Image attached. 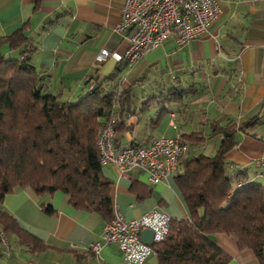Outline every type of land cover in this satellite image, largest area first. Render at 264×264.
Wrapping results in <instances>:
<instances>
[{"label":"crops","instance_id":"obj_1","mask_svg":"<svg viewBox=\"0 0 264 264\" xmlns=\"http://www.w3.org/2000/svg\"><path fill=\"white\" fill-rule=\"evenodd\" d=\"M217 1L221 14L207 33L181 46L167 40L131 65L97 61L101 49L122 56L128 47L127 34L116 30L124 0H0V58H25L43 91L63 101H77L96 83L122 92L108 116L117 121V148L188 136L202 141L188 142L182 160L213 157L222 139L214 131L234 126L235 145L224 157L227 175L233 181L239 176L242 186L264 188V166H255L264 160V0ZM16 34L27 39L28 49L11 44ZM102 174L111 182L112 214L129 221L161 211L188 219L176 172L155 185L137 170L121 176L102 166ZM48 204L53 215L42 211ZM0 209L43 246L36 250L8 236L0 243V264H125L117 245L102 242L105 220L74 209L62 192L39 197L16 188ZM212 239L230 256L228 264H264V249L258 258L238 250L230 236ZM94 242L101 244L98 254L86 250ZM143 264H158L155 253Z\"/></svg>","mask_w":264,"mask_h":264},{"label":"trees","instance_id":"obj_2","mask_svg":"<svg viewBox=\"0 0 264 264\" xmlns=\"http://www.w3.org/2000/svg\"><path fill=\"white\" fill-rule=\"evenodd\" d=\"M20 35H14L11 44L26 47L29 42ZM96 85L75 102L63 101L43 91L25 58H0V204L16 188H29L39 197L62 192L74 209L95 213L105 222L113 218L111 182L102 174L96 143L100 127L109 119L113 104L121 103L123 93ZM117 128L115 124V133ZM217 131L222 139L213 157L198 155L179 164L175 183L188 219H171L166 237L153 247L158 264H228L230 256L214 242L215 234L230 236L238 250L261 258L264 188L235 187L242 179L237 176L233 181L227 175L224 158L235 145V127ZM190 138L181 140L202 141ZM42 211L55 213L49 204L42 205ZM1 236H16L36 250L43 249L0 209Z\"/></svg>","mask_w":264,"mask_h":264},{"label":"built area","instance_id":"obj_3","mask_svg":"<svg viewBox=\"0 0 264 264\" xmlns=\"http://www.w3.org/2000/svg\"><path fill=\"white\" fill-rule=\"evenodd\" d=\"M221 14L217 0H124L117 32L127 34L128 47L124 54L118 55L101 49L97 61L107 58L116 61L125 59L135 64L147 53L158 49L163 42L173 40L181 46L208 32ZM114 117L106 120L98 131L97 150L101 166L115 169L124 176L137 170L147 176L150 184L155 185L168 175L177 171L178 165L188 151L181 139H154L148 146H115ZM256 167L264 166V160L257 159ZM264 179V173L260 174ZM236 188L242 183L236 182ZM171 218L161 211H151L129 221L124 220L116 211L113 218L105 223L102 242L118 246L125 264H143L147 257L154 254V245L166 237ZM144 229L153 232V244L145 245L140 241ZM161 239L157 240V235ZM0 243L6 240L0 237ZM101 244H88L86 250L98 254Z\"/></svg>","mask_w":264,"mask_h":264},{"label":"water","instance_id":"obj_4","mask_svg":"<svg viewBox=\"0 0 264 264\" xmlns=\"http://www.w3.org/2000/svg\"><path fill=\"white\" fill-rule=\"evenodd\" d=\"M84 84H86V81L84 82ZM140 241L145 245H152L153 244V232L149 229L142 230L140 233Z\"/></svg>","mask_w":264,"mask_h":264},{"label":"clouds","instance_id":"obj_5","mask_svg":"<svg viewBox=\"0 0 264 264\" xmlns=\"http://www.w3.org/2000/svg\"><path fill=\"white\" fill-rule=\"evenodd\" d=\"M156 239H157V240L161 239V236L158 234V235L156 236Z\"/></svg>","mask_w":264,"mask_h":264}]
</instances>
